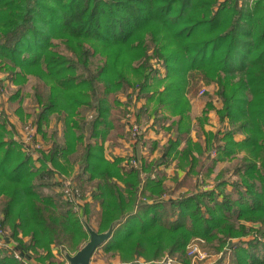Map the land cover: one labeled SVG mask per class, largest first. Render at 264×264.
<instances>
[{
    "label": "trees",
    "instance_id": "16d2710c",
    "mask_svg": "<svg viewBox=\"0 0 264 264\" xmlns=\"http://www.w3.org/2000/svg\"><path fill=\"white\" fill-rule=\"evenodd\" d=\"M0 71L16 85L7 100L19 97L21 119V85L35 77L28 125L38 148L14 138L0 115V223L23 254L63 264L53 250H78L88 224L112 227L100 247L117 264H186L195 237L230 264H264V0H0ZM8 84L0 77V92ZM203 84L213 85L223 129L203 130L205 115L193 138L190 98ZM151 101L170 131L161 158L132 166L137 152L106 157V136L131 128L129 115L139 122ZM165 114L176 116L168 126ZM52 117L63 136L44 148L39 132ZM86 131L73 203L63 196L64 162ZM172 159L167 183L159 167ZM0 264L19 261L0 250Z\"/></svg>",
    "mask_w": 264,
    "mask_h": 264
},
{
    "label": "rangeland",
    "instance_id": "374dc122",
    "mask_svg": "<svg viewBox=\"0 0 264 264\" xmlns=\"http://www.w3.org/2000/svg\"><path fill=\"white\" fill-rule=\"evenodd\" d=\"M249 1H252V0H249ZM6 73L7 72H5V71H0V77H2V79L4 80V83L8 84L9 80L6 77L7 76ZM34 82H35V77L29 75L27 77V80L25 82H23L21 85V94L20 95H22V100H21L20 104H21V108L23 110V111H21V113L23 114L22 119L20 117V113L17 111H14L17 108L19 97L17 98V100L15 101V103L13 105H10L8 103V100H7L8 94L10 93L11 90H13L16 87V85L9 82V84L6 86L7 88L5 89L6 92L5 91L0 92V113H1L0 115L7 116L8 120H9L7 123V125H8L7 128L12 130L11 131V132H13L12 136L14 138L18 139L24 145H27L28 147L32 146L31 150H34V148H38V143H35V144L31 143L32 139H31L30 133L34 134L35 129H34V127L28 125V123L32 119V116H33L32 113L34 112L33 107L35 105V103L33 102V98H32V96H33L32 86H33ZM202 86L205 88L204 93H198L199 92V90H198L195 93V95H193L190 98V109H189L190 130L194 129V131H195L197 129V126H198V119L200 117H203L206 115L207 119H206V121L203 122V125H202L203 128L202 129L205 131H210L214 135L217 130L223 129L221 122H219V119H218L216 112H215L216 109L220 107V101L217 100L216 95L215 96L213 95V85L203 84ZM20 98H21V96H20ZM122 99H124V96L122 97ZM208 101L211 104V105H209V107L207 104ZM80 109H85V107H81ZM149 111L150 110L148 109L144 112H140V115L138 117L139 118L138 123L141 125L142 130H144V127L146 125H148L150 120L152 121V118H150L149 121L147 120V114H149ZM89 114H90V111H86V115L89 116ZM165 115H168L166 117L167 121L165 122V125L168 126L169 123L176 116L169 115V114H165ZM124 119L127 120L128 118H124ZM26 122H27V124H26ZM49 124L50 125L46 127L45 136H43L44 143H46V141L49 143H47L44 148L50 147L51 143L53 142L52 139L54 137L60 138V139L62 138L61 136L63 133L62 132L63 120L62 119L55 120V118L52 117ZM12 125L14 127V130L11 128ZM158 127L160 128V130H159V132H156L157 134L155 133L156 135H158V137L155 138V140H158L159 138L161 139V137L164 135L167 139V135H170V131H168L165 128V126H163L162 124H160ZM131 133H132V129L129 127V125L127 126V128H125V131L120 135H119V133H116V135H115V132L112 131L111 133L108 134V136H106L107 148L114 150V147L118 146V148L125 150L121 155H132L135 152H137V154L135 153L136 157H134V158L138 159L140 162V161H142V159L148 158V155H149L148 153L151 149L152 142L148 141L146 139V136L143 135L142 138L139 139V141H138V144L140 146L139 148H141L143 151H141V150L137 151V150H135V149H137L135 147L136 137H133L131 135ZM41 135H42V133L39 132V137ZM87 135H88V131H86L84 133V139L79 144H77L75 151L72 154L68 155V162H66V161L64 162L65 166H67V173H69V174L62 175L65 178L64 182H67V181L71 182L72 180L74 181L75 173L78 171V161L80 160V156H81L80 154H81V151L83 148V143L85 141H87ZM116 136H119V138H121V140H123V141L117 139ZM166 139H165V142H166ZM39 142H40L39 144H42V140H39ZM156 146L158 147L159 145H157V143H156L152 147V150ZM160 146H161V144H160ZM157 149L158 150L161 149V150H160V153L156 154L157 156H155L154 158H161V155L163 154V150H162V148H157ZM236 155L238 156L239 154H236ZM148 159H150V158H148ZM232 160H234V159H232ZM170 161L171 160H169L167 163H169ZM167 163L164 164L163 166L167 165ZM228 164H230L229 160L219 161V163L217 164V166H218L217 171L218 170L223 171L226 167H228ZM171 165H173V163H171ZM171 172H173L172 167H170L168 169V171L165 172V180L164 181L167 183H169V181L171 180V176L173 174ZM213 177H214V174L212 173L207 178V182L212 183ZM39 190H41L42 192H49V193H54V194L56 192H59L58 191L59 188L53 189V187H50V186H40ZM0 226H1V229L3 230V232L5 234L4 237H6L9 241H11L12 243H14L16 245L17 240L11 235V229L9 228V226L4 225L2 223H0ZM195 238L193 240H195ZM23 239H25V238H23ZM201 244H202V248L209 254L203 264H207L211 260L215 261L217 258L215 256V253L212 252V250H208V248L205 246V241H203V243H201ZM187 245H186V251H187ZM0 250H2L3 252H5L7 254L9 252V248L6 246H0ZM53 251L56 254V256H59V258L63 259L62 260L63 264H68L65 257L63 258V255H64L63 253L60 255H57L58 254L57 251L55 249ZM186 251H185V253H186ZM72 253H74V252H71L70 254H72ZM220 254L224 255L223 259L226 261L225 264H230V261H228V256L226 253L223 252V250L218 253V256ZM27 256H29V258L31 259V262H33L35 264H46V263H42V262L40 263L33 256H30V255H27ZM162 260H160V261H162ZM19 264H21V263L19 262Z\"/></svg>",
    "mask_w": 264,
    "mask_h": 264
},
{
    "label": "built area",
    "instance_id": "2783aa9c",
    "mask_svg": "<svg viewBox=\"0 0 264 264\" xmlns=\"http://www.w3.org/2000/svg\"><path fill=\"white\" fill-rule=\"evenodd\" d=\"M205 88L202 86L199 89L198 93H204ZM128 123H131V129H132V133L131 135L133 137H136V141L139 138V136L142 134V132H144V130L141 129V125L135 121L134 119V115H129L128 119H127ZM145 135V134H143ZM31 136V133H30ZM139 160L133 158L131 160V164L132 166H137L139 165ZM151 177L155 176V172H152L150 174ZM63 183V196H66L65 198L70 201V202H75L76 200H78V197L80 196L78 188H76V186H74L72 182L67 181ZM80 199V198H79ZM5 234L3 232V230L1 229L0 226V246H6L9 248V252L8 255L13 256L17 261H19L21 264H35L33 262H31V259L29 258V256H27L26 254H23L14 243H12L11 241H9L6 237H4ZM204 239L201 237H196L195 240H192L188 245H187V251H186V255L188 258V263L186 264H203L206 260V258L208 257V253L202 248V244ZM219 256H222V254H220ZM217 255V257H219ZM209 262H214V261H209ZM208 262V263H209ZM224 264L226 263V261L223 259ZM171 263H178L174 257H165L162 261H160V264H171ZM180 264V263H179Z\"/></svg>",
    "mask_w": 264,
    "mask_h": 264
},
{
    "label": "crops",
    "instance_id": "0c3cea01",
    "mask_svg": "<svg viewBox=\"0 0 264 264\" xmlns=\"http://www.w3.org/2000/svg\"><path fill=\"white\" fill-rule=\"evenodd\" d=\"M145 102V100L143 99L142 100V104ZM140 103H141V101H140ZM153 107V103H152V101L148 104V107H147V109L146 110H150L149 111V114H147V120L149 121V119L150 118H152V121L150 120L149 121V123H148V125H146L145 127H144V133H145V136H146V139L148 140V141H150V142H156L157 143V145H159L160 146V144H161V146L159 147H157V148H161L162 147V144L165 142V139H166V137H165V135L164 136H162L161 137V139L159 138L158 140H155V138H157L158 137V135H156L157 133L156 132H159V130H160V128L158 127L159 125H160V121L158 122V121H154L155 120V115H154V112L152 111V107ZM142 112V111H141ZM159 113L157 114V118L159 119L160 118V115H162L161 113L162 112H160V111H158ZM55 118V117H54ZM52 119V118H51ZM56 120V119H55ZM51 121V120H50ZM50 121L45 125V126H43L44 127V131H46V127L47 126H49L50 124ZM165 122H166V120H165ZM165 122H163V123H165ZM194 132V133H193ZM156 133V134H155ZM195 131H194V129H191L190 130V132H189V134H190V136H192L193 138H196V136H195ZM63 134V133H62ZM192 134V135H191ZM63 136V135H62ZM61 136V137H62ZM235 137L236 138H240L241 137V135L240 134H237V135H235ZM116 138L117 139H119V140H121V138H119V136H116ZM38 139L39 140H42V144H43V147H45V145L47 144V143H49V142H47L46 140V143H44V141H43V136L41 137H38ZM62 139V138H61ZM60 138H56V137H54L53 139H52V141L53 140H55V141H60L61 140ZM121 141H123V140H121ZM127 144V143H126ZM154 148L153 150H152V144H151V149H150V151H149V155H148V158H150V159H148V158H144V159H148V160H151L152 158H154L155 156H157L156 154H159L160 153V150L161 149H157V148ZM48 148V147H47ZM109 150V151H108ZM111 151V152H110ZM125 150L124 149H120V148H118V146H116V147H114V150H112V149H110V148H107V139H105L104 140V155L106 156V157H108V158H111L112 156H114V155H121L123 152H124ZM159 151V152H158ZM158 152V153H157ZM73 153V152H72ZM71 153V154H72ZM163 155V154H162ZM161 155V156H162ZM152 157V158H151ZM171 163H173V165H171ZM219 163V161H217L216 162V165H215V170L217 171V164ZM170 167H172V169H173V172H174V170H175V160L174 159H172L169 163H167V165H165V166H163V165H161L159 168L161 169V170H163L164 172H167L168 171V169L170 168ZM172 171V170H171ZM173 172H171V173H173ZM180 174H182V171L181 170H179V175ZM169 182H171V180L169 181ZM186 187H182L181 188V190H184ZM102 249H101V247H98L97 248V250L94 252V254L92 255V257H91V260H90V264H117V263H119V258H118V256H114V257H111L110 255H107V254H104L102 251H101Z\"/></svg>",
    "mask_w": 264,
    "mask_h": 264
},
{
    "label": "water",
    "instance_id": "95a60500",
    "mask_svg": "<svg viewBox=\"0 0 264 264\" xmlns=\"http://www.w3.org/2000/svg\"><path fill=\"white\" fill-rule=\"evenodd\" d=\"M89 237L88 240L74 253H66L65 259L68 264H90V260L94 252L108 239L112 232V227L106 231L98 232L92 229L88 224H85ZM179 264V263H171Z\"/></svg>",
    "mask_w": 264,
    "mask_h": 264
}]
</instances>
